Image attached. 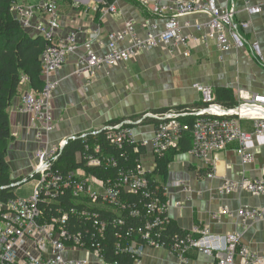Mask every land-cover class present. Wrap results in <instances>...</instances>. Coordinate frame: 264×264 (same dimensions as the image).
Wrapping results in <instances>:
<instances>
[{"label": "built area", "instance_id": "1", "mask_svg": "<svg viewBox=\"0 0 264 264\" xmlns=\"http://www.w3.org/2000/svg\"><path fill=\"white\" fill-rule=\"evenodd\" d=\"M143 1L150 5L153 15L165 18L163 26L152 21L140 36L135 22L129 19L124 28L109 33V51L104 53L93 48L96 40L103 44L102 28L96 26L90 33L91 38L83 44L86 52L80 55L76 65L79 75L91 78L101 68L109 72L116 65L160 45L173 49L177 45L186 46L196 38V32L201 34L205 44L213 41L223 52L244 43L237 30L234 7H220L217 0H176L173 4L165 0ZM76 2L85 6L104 3L107 5L105 12L115 9V2L108 4L104 0ZM263 6L248 5L247 10L256 14ZM58 8L57 0L31 5L14 3L12 7L22 25L26 29L34 28L48 45L41 56L43 89H31L21 96V110L32 116L39 143L34 153L33 171L19 181H34L35 186L29 198L16 197L0 203V264H92L93 256L109 264L103 242L111 226L116 229L117 252H132L133 241L139 240L148 246H170L183 261H188L182 255L184 252L196 249L216 256V264H264V252L258 253L242 244L238 230L221 234L213 232L208 225L198 224L191 233L168 237L170 202L158 193L159 189L166 192L167 188H159L149 169L140 162L143 148L150 146L154 153L164 155L171 149H178L181 139L189 132L190 152L195 157L206 159L212 153L231 148L243 163H253L256 160L253 139L260 140L264 136V93L242 88L238 90L237 105L225 107L217 101L211 87L196 84L203 95L201 106L147 112L138 120L127 119L114 126L72 134L54 142L50 139L56 127L52 98L60 85L55 73L80 45L75 29L55 40L61 26ZM193 13L204 14L208 19L193 21L190 19ZM241 24L249 26L247 21ZM24 82H28V77L23 78L21 83ZM146 116L156 119L155 134L151 138L138 139L134 124L142 123ZM189 117L192 121L186 120ZM245 120L252 123L251 132L242 125ZM102 131L107 132L106 145L101 142L99 133ZM78 139L84 147L77 153V161L81 164L63 171L60 160L65 147ZM262 169L261 177L245 175L225 181L219 192L229 194L246 190L264 196V165ZM213 175V172L208 174L209 177ZM175 205L180 206V203ZM231 213L230 207L223 206L212 217L220 220L221 216ZM262 214L263 209L249 205L236 212L244 228ZM70 217L82 230L70 228ZM32 246L38 251L31 250ZM71 249L84 250L85 256H69Z\"/></svg>", "mask_w": 264, "mask_h": 264}, {"label": "crops", "instance_id": "2", "mask_svg": "<svg viewBox=\"0 0 264 264\" xmlns=\"http://www.w3.org/2000/svg\"><path fill=\"white\" fill-rule=\"evenodd\" d=\"M35 1L40 3L47 0ZM165 1L173 4L176 0ZM36 2L33 4H39ZM114 2L115 9L105 12L107 5L104 3L95 2L85 6L75 0H57L61 26L55 40L75 29L78 31L80 45L55 73L60 85L52 98L56 118V127L50 135L52 141L58 142L72 134L93 132L130 118L138 120L145 117L147 112H157L162 108L194 104L201 106L203 95L196 84L211 87L214 95L218 88H231L237 102L238 90L242 88L264 93V6L256 14H250L247 10L248 5H264V0H217L220 7L235 8L237 30L244 42L240 47L223 52L213 41L205 44L201 34L196 32V38L186 46L177 45L173 49L160 45L116 65L109 72L101 68L91 78L79 75L76 65L80 55L86 52L83 44L91 38L90 33L96 26L100 25L102 28L103 44L100 45L96 40L93 48L104 53L109 51V33L124 28L129 19L135 22L140 36L145 34L152 21H156L160 27L165 22V18L159 19L153 15L150 5L143 0ZM190 19L204 22L208 18L204 14L193 13ZM245 21L249 22V26H242L241 23ZM188 31L191 32L190 29ZM30 32L37 34L34 28ZM31 89L34 88L29 82L21 83L8 110L12 140L7 148V161L11 177L17 180L33 171L34 153L39 143L35 126H32V116L21 110V96ZM242 125L250 132L253 130L250 121L245 120ZM155 127L156 119L152 116H146L142 123L134 124L138 139L153 137ZM253 142L256 160L251 164L243 163L231 148L212 153L206 159L195 157L190 149L179 148L159 155L150 146L143 148L140 162L149 169L159 188H167L166 192L159 189L158 193L170 202L169 222L184 233H191L198 224L208 225L213 232L221 234L238 230L242 244L263 254L264 196L246 190L229 194L219 192L222 184L229 179H240L245 175L257 178L263 175L264 136L260 140L254 138ZM212 172L214 175L209 177L208 174ZM180 181L183 182L182 185L177 184ZM176 202L180 206H176ZM245 205L263 209V214L250 220L244 228L236 212ZM223 206L231 208L230 216L223 215L220 220L213 219V213L220 211ZM30 249L38 251L33 246ZM130 253L137 257L134 264H216L217 261L216 256L196 249L184 252L182 255L188 261H183L177 252H172L170 246H148L139 240L133 241ZM70 255L84 257L85 251L71 249ZM91 260L92 264H105L104 260L95 256ZM107 263L115 262L107 260Z\"/></svg>", "mask_w": 264, "mask_h": 264}, {"label": "trees", "instance_id": "3", "mask_svg": "<svg viewBox=\"0 0 264 264\" xmlns=\"http://www.w3.org/2000/svg\"><path fill=\"white\" fill-rule=\"evenodd\" d=\"M17 0H0V203L7 202L16 198V189L14 183L20 182L13 179L10 174V165L7 161V148L12 140L11 121L9 117V108L13 104V100L19 92V87L24 77H28V82L32 88L41 90L44 87L41 68V56L48 45V41L40 34H32L31 29H26L20 20H18L13 12L12 7ZM108 4L114 0H104ZM216 99L225 107H234L237 105L234 92L231 88L216 89ZM178 106L176 108H162L158 113L168 109L175 111L198 107ZM192 121V118H187ZM106 131L99 133L103 145L107 144ZM179 148L189 150L192 147L191 134L187 132L179 143ZM178 149H171L164 153ZM82 140H73L67 144L61 157V167L63 171H67L73 167L80 165L77 161V153L83 151ZM114 151V150H110ZM172 154V153H171ZM70 228L73 230H82L75 219L70 217ZM166 234L168 237L178 234L184 235V231L180 230L176 225L169 222ZM116 229L110 227L104 240L105 258L111 262L119 264H134L135 258L129 252L116 251L117 238L115 236Z\"/></svg>", "mask_w": 264, "mask_h": 264}, {"label": "rangeland", "instance_id": "4", "mask_svg": "<svg viewBox=\"0 0 264 264\" xmlns=\"http://www.w3.org/2000/svg\"><path fill=\"white\" fill-rule=\"evenodd\" d=\"M20 2H21V4H25V5L29 4V5H31V3L33 4L36 1L35 0H19L18 3H20ZM23 2H25V3H23ZM75 2H76V0H75ZM36 3H39V2H36ZM58 10H59V8H58ZM37 16H41V15L38 14ZM40 19H43V17L41 16ZM34 186H35V182L34 181L21 182L20 186L16 189V195L18 197L29 198L31 196V194L33 193Z\"/></svg>", "mask_w": 264, "mask_h": 264}, {"label": "water", "instance_id": "5", "mask_svg": "<svg viewBox=\"0 0 264 264\" xmlns=\"http://www.w3.org/2000/svg\"><path fill=\"white\" fill-rule=\"evenodd\" d=\"M21 184V182H18V183H14L12 186L13 187H17V186H19Z\"/></svg>", "mask_w": 264, "mask_h": 264}, {"label": "bare ground", "instance_id": "6", "mask_svg": "<svg viewBox=\"0 0 264 264\" xmlns=\"http://www.w3.org/2000/svg\"><path fill=\"white\" fill-rule=\"evenodd\" d=\"M145 116V115H144ZM130 119H133V118H130ZM130 119H128V120H130ZM108 126H114V125H108ZM20 186V185H19ZM19 186H17V187H19Z\"/></svg>", "mask_w": 264, "mask_h": 264}]
</instances>
